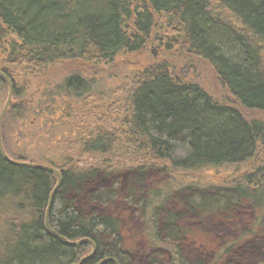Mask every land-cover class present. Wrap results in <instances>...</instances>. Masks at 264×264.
<instances>
[{
	"label": "trees",
	"instance_id": "16d2710c",
	"mask_svg": "<svg viewBox=\"0 0 264 264\" xmlns=\"http://www.w3.org/2000/svg\"><path fill=\"white\" fill-rule=\"evenodd\" d=\"M160 21L168 47L204 59L229 97L166 63L97 90L89 71L142 49ZM57 65L69 70L61 79ZM0 69L14 85L5 150L61 170L50 223L68 240L93 239L96 252L82 264H208L210 255L184 249L181 220L210 216L229 230L246 203L262 210L263 234L232 241L218 262L264 260V0H0ZM8 92L0 76V112ZM221 166L233 169L227 183L192 178ZM160 178L166 183L156 186ZM57 181L0 150V264H78L93 251L46 229ZM121 207L145 224L140 256L125 246Z\"/></svg>",
	"mask_w": 264,
	"mask_h": 264
},
{
	"label": "rangeland",
	"instance_id": "374dc122",
	"mask_svg": "<svg viewBox=\"0 0 264 264\" xmlns=\"http://www.w3.org/2000/svg\"><path fill=\"white\" fill-rule=\"evenodd\" d=\"M163 24L164 22L160 21L159 25L155 26L150 40L142 49L123 53L112 62L89 71L88 75L93 79L94 86L97 90L107 91L109 88L113 89L116 86L130 84L132 80L135 81L140 76L144 69L166 63L173 73L200 82L218 98L223 100L229 97L216 72L204 59L195 58L192 61H188L175 48L170 49L168 47L167 43L170 32L168 31V33L164 29ZM64 65H69V63ZM68 73L69 70L64 66L57 65L54 69L53 77L54 79H61ZM60 130L58 129L59 134L61 132ZM57 137L51 139L50 142L42 140L38 146L54 144ZM47 138L49 137L47 136ZM232 170L229 166L212 169L206 168L199 173H192V178L195 182L201 184H224L231 179ZM165 181V178L157 179L155 185H162ZM246 204L239 210L240 218L238 224L229 230L222 231L210 216L202 219L203 221L193 220L187 217L183 218L181 224L189 230L184 239V249L190 253L203 252L205 255H210L208 264L214 262L217 264L223 255L222 248L229 245L232 241L242 243L250 238L253 241L259 239V235L263 233H260L262 231L258 230L260 227L256 226V219L262 210L253 209L246 206ZM116 211L123 215L122 232L125 246L137 252L139 255L141 250H146L149 247L144 222L135 216V212L132 209L121 207ZM261 243L263 244L264 241H261Z\"/></svg>",
	"mask_w": 264,
	"mask_h": 264
},
{
	"label": "water",
	"instance_id": "95a60500",
	"mask_svg": "<svg viewBox=\"0 0 264 264\" xmlns=\"http://www.w3.org/2000/svg\"><path fill=\"white\" fill-rule=\"evenodd\" d=\"M0 76L5 81H7L8 86H9V92H8L7 100H6L2 110L0 112V150H1L2 154L4 155V157L6 159H8L11 163L21 164V165H30V166H34V167H37V168L49 170V171L53 172L58 177L57 184L54 187V189H53V191H52V193L50 195L49 205H48L47 214H46V229L52 235H54L56 237H59L65 243H67L69 245H80V244H83V243H91L93 245V251L90 254H88L85 257H83L80 260V262L78 263V264H82L84 261H86L87 259L91 258L96 252L97 246H96L95 242L93 241V239L87 237V238H81V239H77V240H68L64 236L59 234L56 230H54L52 228V226H51V223H50L49 213H50V208H51V205H52V202H53V198H54V195H55L57 189L61 186V184L63 182V175H62L61 170L56 168V167H54V166H52V165H48V164H45V163L33 162V161H25V160H15V159L11 158L7 154V152L5 150V147H4V144H3V141H2L1 127H2V122H3L4 116H5L6 112H7L10 104L12 103L14 85H13L12 79L9 77V75L3 69H0ZM111 260L115 261L117 264H119L118 260L115 259L114 257H106L103 260H101L98 264H103V263H105L107 261H111Z\"/></svg>",
	"mask_w": 264,
	"mask_h": 264
},
{
	"label": "flooded vegetation",
	"instance_id": "af4514ba",
	"mask_svg": "<svg viewBox=\"0 0 264 264\" xmlns=\"http://www.w3.org/2000/svg\"><path fill=\"white\" fill-rule=\"evenodd\" d=\"M264 260L263 261H259L257 263H254V264H263Z\"/></svg>",
	"mask_w": 264,
	"mask_h": 264
}]
</instances>
